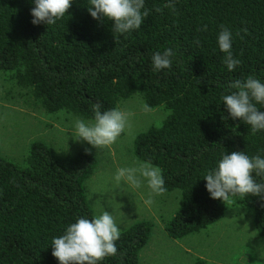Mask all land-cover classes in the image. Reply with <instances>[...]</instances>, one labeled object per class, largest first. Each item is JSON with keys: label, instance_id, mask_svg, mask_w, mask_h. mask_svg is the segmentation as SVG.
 I'll use <instances>...</instances> for the list:
<instances>
[{"label": "trees", "instance_id": "16d2710c", "mask_svg": "<svg viewBox=\"0 0 264 264\" xmlns=\"http://www.w3.org/2000/svg\"><path fill=\"white\" fill-rule=\"evenodd\" d=\"M87 3L72 0L65 17L47 26L32 23L30 0H0V71L49 112L92 120L94 103L113 108L134 90L150 108L163 106L161 123L138 132L132 151L162 169L166 192L180 193L165 229L180 238L215 222L227 201L210 197L205 173L222 152L264 156V131L232 119L221 102L232 80L264 79V0H174V8L145 0L141 28L124 34H113V21L94 19ZM221 26L232 31L242 61L231 72L217 45ZM169 47L173 68L155 72L151 55ZM97 162L90 150L57 153L41 140L21 162L0 153V264H59L52 237L77 217L96 216L85 181ZM242 201L264 238V200ZM150 230L148 220L120 230L117 255L101 264H139Z\"/></svg>", "mask_w": 264, "mask_h": 264}, {"label": "rangeland", "instance_id": "374dc122", "mask_svg": "<svg viewBox=\"0 0 264 264\" xmlns=\"http://www.w3.org/2000/svg\"><path fill=\"white\" fill-rule=\"evenodd\" d=\"M144 105L138 90L120 100L116 107L129 113L125 132L111 146L96 148L72 137L68 128L76 115L63 110L47 111L28 88L0 71V153L21 162L34 140L44 141L57 153L93 152L98 162L85 187L95 215L104 210L111 212L120 230L137 220L151 223L139 264H264V238L256 230L253 210L242 200L227 201L215 222L172 238L165 226L180 206L178 190L155 196L149 206L143 202L146 188L115 189L116 169L141 162L132 151L135 135L159 125L166 115L163 106L146 111Z\"/></svg>", "mask_w": 264, "mask_h": 264}, {"label": "clouds", "instance_id": "9594fccd", "mask_svg": "<svg viewBox=\"0 0 264 264\" xmlns=\"http://www.w3.org/2000/svg\"><path fill=\"white\" fill-rule=\"evenodd\" d=\"M32 23L34 25L56 24L65 17L72 0H30ZM174 8V0H168ZM88 12L97 20L113 21V34H124L141 28L149 10L145 0H88ZM233 33L221 26L217 45L224 53L223 63L229 72L242 61L233 54ZM176 52L165 48L151 55L155 72L171 70ZM228 93L221 102L232 119H241L252 132L264 131V79L249 75L232 80ZM261 106V107H258ZM149 110L148 105H144ZM92 120L76 117L68 130L75 140L86 141L96 148L114 144L125 132L129 113L119 107L104 109L101 103L92 105ZM68 139V137H67ZM253 173L255 175H253ZM257 177L259 180H257ZM205 188L211 198L230 201L243 200L249 194L264 200V156L248 155L245 151L222 152L215 167L205 173ZM115 189L124 187L133 190L147 189L145 205H151L155 196L166 192L162 169L151 161L135 162L131 166L119 167L113 176ZM120 227L111 212L104 210L94 217L80 216L68 224L62 234L52 237V255L59 264H101L109 256H116V241L120 238Z\"/></svg>", "mask_w": 264, "mask_h": 264}]
</instances>
